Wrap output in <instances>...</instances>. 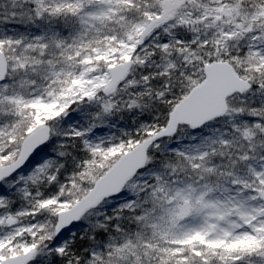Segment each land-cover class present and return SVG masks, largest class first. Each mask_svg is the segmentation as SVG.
Here are the masks:
<instances>
[{"label": "snow or ice", "instance_id": "6c2138e0", "mask_svg": "<svg viewBox=\"0 0 264 264\" xmlns=\"http://www.w3.org/2000/svg\"><path fill=\"white\" fill-rule=\"evenodd\" d=\"M0 264H264V0H0Z\"/></svg>", "mask_w": 264, "mask_h": 264}]
</instances>
